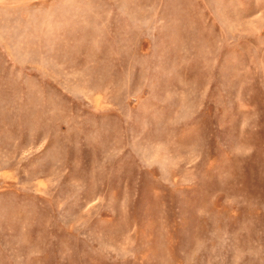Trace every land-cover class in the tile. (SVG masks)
Returning <instances> with one entry per match:
<instances>
[{"label":"rangeland","instance_id":"obj_1","mask_svg":"<svg viewBox=\"0 0 264 264\" xmlns=\"http://www.w3.org/2000/svg\"><path fill=\"white\" fill-rule=\"evenodd\" d=\"M0 264H264V0H0Z\"/></svg>","mask_w":264,"mask_h":264}]
</instances>
